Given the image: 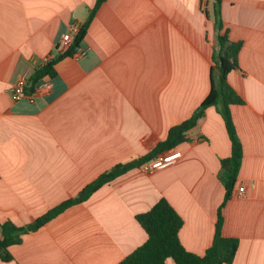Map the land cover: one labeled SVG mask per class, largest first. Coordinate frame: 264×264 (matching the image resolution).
I'll return each mask as SVG.
<instances>
[{
	"label": "crops",
	"instance_id": "obj_1",
	"mask_svg": "<svg viewBox=\"0 0 264 264\" xmlns=\"http://www.w3.org/2000/svg\"><path fill=\"white\" fill-rule=\"evenodd\" d=\"M213 2L106 0L80 45L86 53L58 60L33 99L15 102L11 86L64 54L62 36L86 22L96 0H0V222L31 223L152 152L208 96L227 33L242 44L228 82L244 101L231 110L244 155L223 234L240 242L231 264H264V0H222V31ZM216 109L188 131L173 165L120 175L25 234L0 264H120L147 240L137 215L160 198L183 218V246L204 254L225 196L220 161L232 153Z\"/></svg>",
	"mask_w": 264,
	"mask_h": 264
},
{
	"label": "trees",
	"instance_id": "obj_2",
	"mask_svg": "<svg viewBox=\"0 0 264 264\" xmlns=\"http://www.w3.org/2000/svg\"><path fill=\"white\" fill-rule=\"evenodd\" d=\"M105 1L96 0L88 19L80 26L79 32L75 35L69 49L63 55L49 60L48 63L30 76L26 85L27 93H33L38 83L46 76H54L56 62L65 56L73 55L80 47L87 35L91 20ZM221 2L222 0H214L213 2L215 23L218 24L220 31H222L220 20ZM218 45V50L214 54L218 75L214 74L213 67L211 70L212 86L210 92L188 119L168 130L166 138L160 141L152 152L127 163L115 165L111 170L99 175L88 184L79 195L69 197L54 208L52 207L44 216L25 225H17L10 220L0 222V260L8 262L13 259L10 249L14 245L20 244L25 234L39 231L49 221L59 217L71 206L86 202L96 191L120 175L141 167L160 154L173 149L177 150L178 146L188 140V131L197 126L199 120L204 116L205 110L215 106L225 122L232 153L220 161L222 171L220 179L225 189V196L218 208L212 245L208 246L202 255L189 252L183 246L179 235L184 222L183 218L166 198H160L148 212L137 215V221L144 228L147 240L120 264H167L169 258L173 259L176 264H231L235 260L240 242L234 237H227L223 234V224L225 223L223 209L227 201L233 196L236 180L241 169L242 156L244 155L231 110L232 106L243 105L244 101L229 84L228 75L239 68L238 54L242 44L241 42L231 41L227 33H220Z\"/></svg>",
	"mask_w": 264,
	"mask_h": 264
},
{
	"label": "built area",
	"instance_id": "obj_3",
	"mask_svg": "<svg viewBox=\"0 0 264 264\" xmlns=\"http://www.w3.org/2000/svg\"><path fill=\"white\" fill-rule=\"evenodd\" d=\"M80 26L78 25H73L70 30L62 36V49L63 52L65 53L71 44L73 43L75 35L78 34ZM86 53L85 49L78 48L74 54L79 56V55H84ZM49 60L46 61L48 63ZM30 78V73L29 71L25 72L21 78L18 80V82L11 88H10V93L12 96L13 101L17 102L21 100L25 96H29L30 99H33V94L32 93H27L26 92V85H27V80ZM182 152L179 150H171L168 151L167 153L160 154L153 158L151 161L148 163H144L141 167H143L147 173H153L155 171L161 170L166 168L167 166L173 165L180 157H181ZM244 193V188H239L238 194L242 195Z\"/></svg>",
	"mask_w": 264,
	"mask_h": 264
},
{
	"label": "rangeland",
	"instance_id": "obj_4",
	"mask_svg": "<svg viewBox=\"0 0 264 264\" xmlns=\"http://www.w3.org/2000/svg\"><path fill=\"white\" fill-rule=\"evenodd\" d=\"M215 74V73H214Z\"/></svg>",
	"mask_w": 264,
	"mask_h": 264
}]
</instances>
